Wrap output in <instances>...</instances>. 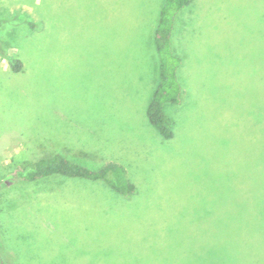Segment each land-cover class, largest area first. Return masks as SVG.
I'll return each mask as SVG.
<instances>
[{
  "label": "rangeland",
  "instance_id": "1",
  "mask_svg": "<svg viewBox=\"0 0 264 264\" xmlns=\"http://www.w3.org/2000/svg\"><path fill=\"white\" fill-rule=\"evenodd\" d=\"M163 3L0 0V264H264V0L179 12L169 140L145 115ZM57 151L121 165L135 192L1 187Z\"/></svg>",
  "mask_w": 264,
  "mask_h": 264
},
{
  "label": "trees",
  "instance_id": "2",
  "mask_svg": "<svg viewBox=\"0 0 264 264\" xmlns=\"http://www.w3.org/2000/svg\"><path fill=\"white\" fill-rule=\"evenodd\" d=\"M190 2L191 0H164L154 31V44L159 63V82L146 107L145 115L164 140L173 137V123L165 113L164 105L180 103L183 94L178 80V69L182 61L172 50V32L179 12ZM5 56L3 55V58L8 59ZM10 67L12 72L17 73L22 69V64L18 60L11 59ZM15 176L16 178L11 180L10 184L1 183L3 184L1 187L18 183H33L43 178L58 176L60 178L57 179L63 180L62 183L72 179L82 183L101 182L121 195H130L136 190L135 185L127 178L125 168L121 165L108 162L103 167L94 170L70 160L61 153L39 158L34 163L17 169ZM252 210L257 211L258 207Z\"/></svg>",
  "mask_w": 264,
  "mask_h": 264
},
{
  "label": "crops",
  "instance_id": "3",
  "mask_svg": "<svg viewBox=\"0 0 264 264\" xmlns=\"http://www.w3.org/2000/svg\"><path fill=\"white\" fill-rule=\"evenodd\" d=\"M56 153H61V152H59V151H57ZM62 154V153H61ZM64 155V154H63Z\"/></svg>",
  "mask_w": 264,
  "mask_h": 264
}]
</instances>
